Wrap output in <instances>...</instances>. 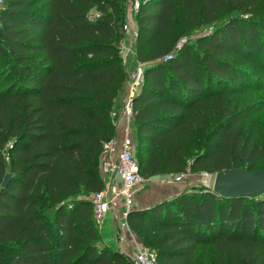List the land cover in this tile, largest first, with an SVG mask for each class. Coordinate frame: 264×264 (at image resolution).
Returning a JSON list of instances; mask_svg holds the SVG:
<instances>
[{"label":"trees","instance_id":"16d2710c","mask_svg":"<svg viewBox=\"0 0 264 264\" xmlns=\"http://www.w3.org/2000/svg\"><path fill=\"white\" fill-rule=\"evenodd\" d=\"M259 1L141 0L132 119L145 178L264 166V143L241 127L250 108L229 100L263 84ZM223 8L253 17L180 43L185 26ZM125 24L126 0H1L0 264L131 263L103 241L90 199L105 187L99 154L126 82ZM126 220L158 264H206L198 249L209 245L215 264H264V192L230 197L200 184Z\"/></svg>","mask_w":264,"mask_h":264},{"label":"built area","instance_id":"2783aa9c","mask_svg":"<svg viewBox=\"0 0 264 264\" xmlns=\"http://www.w3.org/2000/svg\"><path fill=\"white\" fill-rule=\"evenodd\" d=\"M140 2L141 0H130L129 11L134 14L139 8ZM125 31L133 37L136 36L137 30L134 18H132L131 21L126 20ZM131 50V45L126 47L122 42L125 69L126 58ZM167 57H170V54L167 55ZM141 80L142 68H138L133 77L128 81L130 95L132 94V96H134ZM132 96L124 109V114L128 123L131 122L130 120L132 118ZM128 123L126 132L122 138L113 135L105 143L100 163V171L105 182V187L100 192L92 193L90 199L93 202L94 214L98 223H100V220L105 213L112 208L118 209L120 204H123L124 210L121 212L123 219L120 220L119 224L121 228H127L130 230L126 216L132 206L134 189L138 184L145 180V177L142 176L139 171V161L135 154L134 146L130 141ZM186 171L189 172V170ZM203 174L207 176L203 182H208L209 184L210 181L208 180L212 179L210 177L211 173L204 171ZM116 182H119V187H117ZM120 237L121 239H124L123 235H120ZM129 245L131 249H128L124 254L130 259V264H158L157 252L154 249L139 244L135 240L132 242V245Z\"/></svg>","mask_w":264,"mask_h":264},{"label":"rangeland","instance_id":"374dc122","mask_svg":"<svg viewBox=\"0 0 264 264\" xmlns=\"http://www.w3.org/2000/svg\"><path fill=\"white\" fill-rule=\"evenodd\" d=\"M0 5H1V0H0ZM257 10H258V12H261L262 10H264V0L259 1ZM92 13L96 14V11L94 9H92ZM250 13L251 12H245V11H241L239 9H234V8H226V9L223 8V10L220 11V17L215 21L202 23L199 26H185L186 27L185 34L183 35L180 43L187 38H193L197 34L209 32L215 26V24H218V23L222 22L223 20H226L228 17H240V18L250 17V18H252L253 15H251ZM124 54H125V52H124ZM229 100H232L234 102V107L236 109L241 108V107H246V106H248L250 108L249 115L244 120L241 121V127L243 129V133H245V134L250 133L254 137H259L261 142L264 143V80H263V84L256 87V88H252V89L250 88V89H247L241 93L229 95ZM130 134H131L130 135V141L132 142V144L134 146L135 154L138 157L139 154H138L137 140L135 137V132H133V130H132L130 132ZM201 141H202V139L200 138V140L197 141L196 145L200 146ZM199 146H196L195 149L192 150V153L197 151L196 149H199ZM261 167H264V166H260L259 168H261ZM203 172L204 171H195V172L189 171L188 172L186 170L169 171V172L164 173V174H158V175H154V176H150L148 178H145V180L142 183L138 184L136 187H138L139 185H144V186L146 185L147 186V184L150 185V184L156 182V183L165 184L162 186H156L155 187V188L163 187L164 193H167L168 191L174 192V190L178 189V188L179 189L182 188L181 190L191 189V188L198 186L200 184L205 185L207 187H211L213 189V182H214L215 173L210 174V177L212 179L209 178L210 180H208V181H210V183L208 184V182H206V183L203 182V181H205V179L207 177L203 174ZM114 184H115V182H114ZM116 185H117V187H119V182H116ZM176 185H177V188L174 187ZM169 187H170V189H169ZM167 188L169 190H165ZM181 190H179V191H181ZM135 196L136 195L133 192V198H132L133 201H132V206L130 209H132L134 206L138 205L136 203H138L139 198H135ZM142 205H143V203H142ZM102 222L98 224V227H99V232H100V235H101L103 241L106 242L108 245H110L112 248H118L120 246V244L116 240V236L114 233V231H115L114 225H112L108 222H103V223ZM116 227L118 228V230L121 231L122 235L124 236V239H122V241L127 243V245H129V244L132 245V242H134V240L137 243L143 244L139 235L137 233H135L131 228H130V230L127 228H121L117 222H116ZM122 230L124 232H122ZM118 236H119V234H118ZM125 245L126 244H124V246ZM121 246L123 247V243L121 244ZM201 254L205 258L206 264H215L216 263V258H215V255L213 254L212 245L207 246V248L205 249V251L203 253H202V248L200 247L198 249V256Z\"/></svg>","mask_w":264,"mask_h":264},{"label":"crops","instance_id":"0c3cea01","mask_svg":"<svg viewBox=\"0 0 264 264\" xmlns=\"http://www.w3.org/2000/svg\"><path fill=\"white\" fill-rule=\"evenodd\" d=\"M129 7H130V0H126V20L131 21V19L134 18V14L129 11ZM132 24H133V22H132ZM135 24H136V22H135ZM135 37L131 36L127 31H125V37L123 39V45L126 47L128 45H131L132 50L126 58L127 59V61H126V82H125L124 86L122 87V89L118 92V94L115 98L114 109L112 112V119H113L114 124H115L114 135L119 137V138L123 137L124 133L126 132L127 123H128V121L126 120V116L124 114V109H125L126 105L128 104L130 97L132 96V94L130 95V91H129L130 88H129L128 81H129V79H131L133 77L136 70L138 68H143V65H144L136 59L135 54H134ZM139 89H140V85L137 86L136 92H138ZM130 121L131 122L128 123L129 136L131 135L130 132L132 130H133V132H135V124L133 122V119L131 118ZM102 156L103 155L101 152L99 154V165L101 163ZM162 185H165V184L155 182V183H152L150 185L147 184V186L146 185L145 186L139 185L138 187H136L134 190V194L136 195L135 198H139L140 201L138 200V203H136L138 205H136L134 207L135 208L141 207L140 205H142V203L144 204V206H148L154 202L168 198V197L176 194L179 190L182 189V188L181 189L178 188V189H175L174 192L168 191L167 193H164L163 187L155 188L156 186H162ZM174 187L177 188V185ZM169 189H170V187H169ZM169 189L167 188L165 190H169ZM123 210H124L123 204H120L118 209L112 208L110 211H108L107 213H105L102 216L100 223L103 221V222H108V223L114 225V230H115L114 233L116 236V240L120 244V246L118 248H114V249H119L120 251L125 253L128 249L130 250L131 247H130V245H127V243L123 242L122 239H120L121 238L120 234L122 235V233L116 227V222L120 226V224H119L120 220L123 219V217L121 215V212ZM122 232H124V231L122 230ZM118 234H119V236H118ZM122 243H123L124 248L121 246ZM124 244H126V245L124 246ZM139 244H142V243H139Z\"/></svg>","mask_w":264,"mask_h":264},{"label":"water","instance_id":"95a60500","mask_svg":"<svg viewBox=\"0 0 264 264\" xmlns=\"http://www.w3.org/2000/svg\"><path fill=\"white\" fill-rule=\"evenodd\" d=\"M133 98L134 96H132V100ZM9 177L10 175L7 173L2 180V186L6 185ZM213 190L218 194L230 197L263 193L264 167L251 172L240 167L223 168L215 173ZM140 206L144 207V204Z\"/></svg>","mask_w":264,"mask_h":264}]
</instances>
